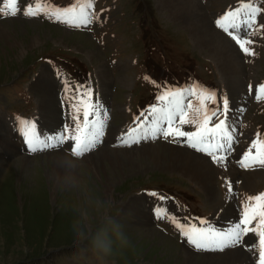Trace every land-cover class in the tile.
Masks as SVG:
<instances>
[{
    "label": "rangeland",
    "instance_id": "rangeland-1",
    "mask_svg": "<svg viewBox=\"0 0 264 264\" xmlns=\"http://www.w3.org/2000/svg\"><path fill=\"white\" fill-rule=\"evenodd\" d=\"M200 1L203 4V12L218 31L227 37L229 36L217 27L216 20L228 10L235 9L241 2H250ZM35 2L36 0H22L20 3L25 6ZM47 2L66 7V4L73 3L74 0ZM258 6L264 9V0H258ZM96 15L104 17L101 24L105 29L95 34L89 33L87 27L71 28L43 15L31 18L22 14L16 17L0 16V23L10 30L6 39L2 37L0 40V264H98L91 251V239L98 229V220L92 208L94 201L98 199L112 201L111 215L128 241L125 245L116 246L110 264H185L183 245L195 253L202 252L195 251L192 246L186 244L185 238L170 221L166 222L168 219L164 221L166 223L154 220V225L152 221L153 217L156 218L155 211L152 208L150 210L146 202L142 211H150L151 222H146L144 217L137 215L135 197H153L144 190L155 193L164 189L179 195L182 199H176L175 204L182 215L193 212L197 214L198 220H210V225L214 224L212 222L219 223L223 220L220 216L221 206H212L200 184L181 169L166 172L159 168L151 171L134 169V172L128 173L120 182L110 181L113 197L105 194L106 187L100 183L89 184V187H96L91 190L84 186L82 190H72L64 188L63 185L53 190L55 182L47 172L51 173L52 167L49 166L56 164V158L47 164L48 160L43 159L45 157L42 155L57 152L53 149H63L82 160L90 152L106 145L126 148L120 143L124 134L122 131L128 128L127 133L135 126V117L156 102V95L160 91L156 85L183 87L197 82L209 90L206 84H211L210 87L221 106L224 99H230V92L217 62L207 57L210 56L208 49L198 48L190 36V30L185 31L181 22L167 20L168 13L161 9L157 0H100ZM258 23L264 24V13L258 17ZM17 36L20 40L10 41ZM249 38L255 41L249 45L255 56L245 55L233 40L248 72V76H241L244 79L242 90L246 96L245 105L243 106L242 101L239 102L240 109H234L233 118L240 122V132L238 129L236 135L238 143L249 141L250 145L252 136L255 137L256 133H260L264 138V101L252 102L247 96L250 85L252 87L255 84H264V30ZM88 54L92 55V60ZM103 64L106 70L108 67L107 73H111L113 81L107 92L102 95L104 87L97 71ZM122 64L124 66H121ZM37 82L39 87H36ZM78 87L91 88L94 101L103 104L109 114L105 135L96 148L89 153L77 155L72 149V142L69 141L49 150L32 153L26 151L29 149L25 147L26 142L22 141L12 153L8 152L9 147L3 136H6L5 132L9 134V131L3 127L4 124L11 120L15 129H20L19 122L25 120L37 126L41 112V91L49 92L50 96L58 101L62 117L59 133L64 130L65 125L71 126L69 95ZM209 107L215 105L210 104ZM226 115H229L228 112ZM229 117L232 118V111ZM112 129H117L119 133L111 146L107 142V132ZM249 129L251 136L247 137L244 131ZM185 130L193 129L185 127ZM158 140L171 144L164 139L149 142L156 143ZM141 144L129 148L140 147ZM175 146L186 147L182 143H175ZM243 153H238L240 159ZM233 154L235 155L234 151ZM21 156L37 158L30 165H22L23 162H18ZM139 161L144 163L146 160ZM235 161L238 162V158ZM238 165L240 169L241 166ZM82 169L86 176L90 177L89 171ZM243 170L264 171L261 168ZM227 177L218 175L216 181L220 193L225 192L230 202L235 201L233 204L236 212L229 218L235 219L234 225L238 222L237 219H241L242 202L249 195L264 193V179L255 182L254 186H246L243 184V177ZM229 184L233 189L230 193ZM80 192L84 194L80 196ZM215 218L221 221L218 222ZM193 220L198 224V220ZM229 220L226 222L229 223ZM74 225L88 234L85 245H77ZM152 227L157 232H152ZM216 229L221 230L220 227ZM4 238L8 242V238L10 242H14L8 244ZM246 238V244L249 245H254L250 241L257 240L252 233L247 234ZM241 248L246 249L244 245ZM244 251L252 258V264H257V256H252L253 251Z\"/></svg>",
    "mask_w": 264,
    "mask_h": 264
},
{
    "label": "snow or ice",
    "instance_id": "snow-or-ice-1",
    "mask_svg": "<svg viewBox=\"0 0 264 264\" xmlns=\"http://www.w3.org/2000/svg\"><path fill=\"white\" fill-rule=\"evenodd\" d=\"M94 3L95 0H74L69 6L60 7L47 0H36L34 4L22 6L20 0H0V16L16 17L22 14L31 18L43 15L49 20L80 29L99 19L94 12ZM262 13L264 9L258 6V0H250L228 10L215 23L235 41L245 55L255 56L254 50L249 47L255 41L249 37L264 30V24L258 23ZM156 86L160 88L156 102L135 117V126L121 136L120 143L131 147L142 142L164 139L185 144L223 165L234 151L233 145L238 143L235 126L227 120V99L222 101L221 106L215 92L197 82L183 87ZM255 98L264 101V84L257 86ZM69 101L72 124L65 125L60 133L45 136L38 133L35 123L25 120L19 122L20 132L30 152L55 148L71 141L75 153L83 155L101 142L109 114L94 101L91 88L78 87L69 95ZM210 104L215 107H209ZM221 116L225 118L220 119ZM185 127L193 130L186 131ZM238 163L245 169H264V138L260 133H256ZM159 199L163 202L166 197L159 196ZM241 211V219L228 230H218L202 218L198 220L199 226L190 221L182 222L163 206L155 209V215L158 219H169L186 242L198 251L222 252L240 246L243 237L252 233L258 243L245 245V248L257 255V264H264V193L249 195L242 202Z\"/></svg>",
    "mask_w": 264,
    "mask_h": 264
},
{
    "label": "bare ground",
    "instance_id": "bare-ground-1",
    "mask_svg": "<svg viewBox=\"0 0 264 264\" xmlns=\"http://www.w3.org/2000/svg\"><path fill=\"white\" fill-rule=\"evenodd\" d=\"M157 1L161 9H164V11L168 13L169 16L166 15L167 20H176L177 22H181L182 25L185 26L184 28L185 31L188 32L190 30L191 33L190 36L193 39L195 45L200 49H208L210 56L207 55V57H210L217 62L219 70L222 72L223 80L225 81L227 85V89L230 92L229 94L235 100L241 98L242 95L244 94L242 90L244 79H242L241 76L242 75L248 76V72L243 64L242 55L237 50V46L233 42V40H231L222 32L218 31V29L212 24L208 16L203 12L204 8L201 1L200 0H157ZM99 2L100 0L96 1L97 8ZM12 31L17 33L15 30ZM97 32L98 31H95L93 32V34ZM9 34H10V30L6 29L3 23H0V40L2 37H5L6 39V36H8ZM15 39L20 40L17 36V38H14L13 40L10 41H14ZM88 56L92 60V55L88 54ZM121 66H124V64H122ZM107 70L103 64L101 65L100 69H98L97 71L101 77L102 85L104 87V89H102V95L103 93L107 92V88H109V86L113 81V77L111 73H107ZM39 82L36 83V87H39L38 84ZM123 84L126 85V83L124 82ZM41 92H42L41 103H40L41 112L36 128L38 133L45 136H52L54 134L59 133V125L62 123V117H61V113L59 112L58 101H56L54 97H51L49 92L47 91H41ZM106 102L107 101H104V103ZM228 105H229L228 107L229 115L227 117L230 116L231 108L234 107V103L230 102ZM227 119L231 120L230 117ZM3 127L9 131V134L5 132L6 136L3 137L6 138V145L7 147H9L8 152L12 153L19 142L22 141L25 142V138L22 136L20 129H15L13 121L8 120ZM107 133H108L107 142L108 144L111 145L115 141V136L119 133V131L117 129H112ZM244 135L247 137L251 136V130L250 129L245 130ZM254 138L255 137L252 136L251 140H253ZM248 139L249 138H247V140ZM239 143H236V146L234 148V153L236 156L234 154L228 156L227 160L223 165L213 163V161L210 159L211 157L209 158V156L204 153L186 147L175 146L174 143L166 144L161 140H158L156 143L142 142L140 147H134V148H129L127 146H125L126 148L123 147L117 148L119 146L110 147L106 145L103 146V148H98L96 151L92 153L90 152V154L84 156L82 160H79V158H76L73 155L66 153L65 150L63 149H59V150L53 149L54 151L57 152L43 154L42 156L45 157L43 159L48 160V162H46L47 164H50V161L56 158V164L49 166L52 167L51 173L47 172V174H51L49 175V177L52 178L55 182L53 184V190H55V188H57L59 185L60 186L63 185L64 188H68V189L71 188L72 190L73 188L82 190L83 186L91 190V189H96V187L93 185L89 187V184L93 183L97 185V183H100L105 185L106 187L105 194L108 197L114 196V194L111 192L112 185L109 184L110 181L114 183L120 182L122 179L128 176L127 175L128 173H131V171H133L134 169L140 171H146L147 169H150L149 171H151L154 168H159L161 170H165V172L166 170L178 171V169H181L183 170V172L186 173V175H189L191 179L195 180L200 184V186L205 190L207 194L206 198L209 202H211L212 206H216V205L221 206L220 208H222L221 212L223 214L221 213L220 216L225 220H229L230 216H232L236 212L235 206L233 204L235 201L232 203L230 202L231 200L230 201L228 200L229 199L228 196L224 194L225 193L224 189H223L224 193L223 194L220 193L217 187L216 177L218 175H220L221 177L228 176L227 178L232 177L237 179L238 177L239 178L243 177L244 179L243 184L246 186H251L255 184V182L257 183L258 180L264 179V171L262 170L249 172V171H244L242 167H240V169L237 167L239 163L235 160L236 158H238V161L240 160V156L238 155V153L244 152L249 147V141H246L244 144H239ZM25 147H27V145H25ZM36 158L37 157L35 156L34 157L21 156L18 162H23L24 164L20 163L22 165H30L31 163H33L32 161L36 160ZM139 160H146V161L144 163H141ZM151 164L155 166H150ZM82 168H85L86 171H89L90 173L89 176L91 178L86 176L87 174H85L84 171H82L83 170ZM85 176L87 177V179H85ZM107 183L108 185H106ZM83 194L84 193L80 192L79 195L82 196ZM92 195L93 193L88 196L89 197L88 199H90V196ZM40 196L42 195H39V197ZM98 196L96 197L98 198ZM154 198L155 196H153L152 198L148 196H144L143 199H139L135 197L136 202L134 206L137 210V215L144 217L146 219V222L147 221L151 222L152 220L151 216L149 215L150 211L145 209L147 212H143L142 207L146 202L149 206V209L151 210V208L154 207V203H153ZM164 201H165V205H164L165 207L172 208L175 205L174 202L171 200V198H169V200H164ZM128 202L127 203L123 202V204L127 205ZM13 210H15V208ZM168 212L176 216L180 214L179 210L170 211L168 209ZM177 218H181V217L177 216ZM216 220L219 222L220 219H216ZM152 222L154 223V225L156 224L154 220ZM212 223H214L217 226L216 227L214 224H212L211 226H213L214 228L220 227L218 223L216 222H212ZM229 223L231 225L233 224V218L229 220ZM153 231L156 230L153 229L152 232ZM8 239L9 242L5 239L8 242V244L9 243L12 244L14 242V241L10 242L11 241L10 238ZM244 241L245 243L248 242L247 238H245ZM184 242L188 244L186 240H184ZM250 242L254 244L258 243L256 239ZM17 243L19 245V242ZM176 245L178 246V244ZM182 248L185 252V262L187 264H252V258L248 253H246L241 248V246L229 248L222 252L220 251V252H200V253H195L190 249H188V247L187 248L184 247V245L182 246Z\"/></svg>",
    "mask_w": 264,
    "mask_h": 264
},
{
    "label": "clouds",
    "instance_id": "clouds-1",
    "mask_svg": "<svg viewBox=\"0 0 264 264\" xmlns=\"http://www.w3.org/2000/svg\"><path fill=\"white\" fill-rule=\"evenodd\" d=\"M112 201L96 200L93 203L92 211L98 220V229L91 239V251L98 261V264H110L117 245L128 243L120 226L111 215ZM78 246L85 245L88 240V234L78 226H73Z\"/></svg>",
    "mask_w": 264,
    "mask_h": 264
}]
</instances>
